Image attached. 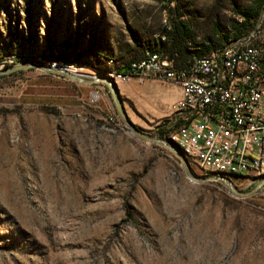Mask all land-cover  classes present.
<instances>
[{
    "label": "rangeland",
    "instance_id": "obj_1",
    "mask_svg": "<svg viewBox=\"0 0 264 264\" xmlns=\"http://www.w3.org/2000/svg\"><path fill=\"white\" fill-rule=\"evenodd\" d=\"M160 1L0 0V52L21 50L0 56V264H264V177L230 180L254 190L234 196L217 180L227 170L190 166L179 128L158 136L180 99L172 82L114 81L131 124L187 160L132 134L96 81L128 58L130 29L157 33ZM184 2L228 13L226 0Z\"/></svg>",
    "mask_w": 264,
    "mask_h": 264
},
{
    "label": "built area",
    "instance_id": "obj_2",
    "mask_svg": "<svg viewBox=\"0 0 264 264\" xmlns=\"http://www.w3.org/2000/svg\"><path fill=\"white\" fill-rule=\"evenodd\" d=\"M261 27L259 19L239 42L226 44L224 54L212 55L211 51L193 58L184 69L176 70L171 60L159 54L147 55L119 74L122 82L133 77L155 78L179 86L181 97L173 106L171 120L157 128L168 132V128L183 126V133L176 136H181L189 151L190 166H210L209 175H213V167H226L224 178L239 185H250L264 177H248V169L264 165ZM230 59H237V71H229ZM97 98L95 93L91 101Z\"/></svg>",
    "mask_w": 264,
    "mask_h": 264
},
{
    "label": "trees",
    "instance_id": "obj_3",
    "mask_svg": "<svg viewBox=\"0 0 264 264\" xmlns=\"http://www.w3.org/2000/svg\"><path fill=\"white\" fill-rule=\"evenodd\" d=\"M226 2L228 13L224 12V6L219 5H214L202 13L194 6L186 4L184 0H161L160 7L165 13V18L163 22L157 24V33L153 37L148 36L145 24L130 29L132 47L122 56L128 58L117 71L126 73L132 64L146 58L147 55L159 54L171 60L176 70L184 69L193 58L202 57L211 51L214 54L225 48L226 44L240 39L256 27L259 19H262L264 24V0ZM140 32L145 34V37L139 36ZM31 37L33 40V36ZM4 42L14 47L17 41L5 38ZM52 53L56 54L55 49ZM177 128L183 130V126ZM156 132L158 136L169 139L164 129L157 128ZM204 174L209 175L210 171L205 169ZM215 174L219 173H213L217 176Z\"/></svg>",
    "mask_w": 264,
    "mask_h": 264
},
{
    "label": "water",
    "instance_id": "obj_4",
    "mask_svg": "<svg viewBox=\"0 0 264 264\" xmlns=\"http://www.w3.org/2000/svg\"><path fill=\"white\" fill-rule=\"evenodd\" d=\"M24 66V64H18L16 66H14L13 68H20ZM26 66H31V65H26ZM36 67H39V68H43V67H40V66H36ZM47 70V69H46ZM96 81H101L103 82L111 97H112V100H113V103H114V106L119 114V117L122 119V121L124 122V124L128 127V129L130 130V132L134 135H136L137 137L141 138L142 140L148 142V143H152V144H156V145H159L171 152H174L175 154H177L178 156H180L182 159H184V155L182 153V151L180 150V148L175 144L173 143L172 141L169 142V141H166V140H163L161 138H158V137H154V136H148V135H145L143 133H141L139 130H137L132 124L131 122L127 119L124 111H123V107H122V103H121V100H120V96H119V91H118V88L116 86V83L113 81V80H110L108 78H100ZM185 173L193 180L195 181H207V180H213V179H216V178H202V177H198V176H194L190 170L188 168H185ZM217 180H221L223 181L225 187L234 195V196H237V197H244V196H248L249 194H251L254 190L250 191V192H247V193H241V192H238L234 186L231 184L230 180L227 179V178H221V179H217ZM263 182V181H262ZM262 182H260L258 185H260ZM257 185V186H258ZM256 186V187H257Z\"/></svg>",
    "mask_w": 264,
    "mask_h": 264
},
{
    "label": "bare ground",
    "instance_id": "obj_5",
    "mask_svg": "<svg viewBox=\"0 0 264 264\" xmlns=\"http://www.w3.org/2000/svg\"><path fill=\"white\" fill-rule=\"evenodd\" d=\"M240 41V39H238V40H235V41H232L230 44H235V43H237V42H239ZM224 50H226V47L225 48H223V49H221V50H219V51H217V52H215L214 54H212V55H222V54H224ZM17 51H18V53L17 54H15V55H9V54H7V51H3V52H1V54H0V56L1 57H4V58H8L9 59V62H14L16 59V56H18L20 53H21V50L20 49H17ZM8 61H6V62H1L0 61V64H5V63H7ZM133 65V64H132ZM109 66V65H108ZM52 67H57V68H60V67H62V68H68V65H65V64H60V63H58V62H54V66H52ZM75 67V66H74ZM105 69V68H104ZM238 70V61H237V59H230V62H229V71H237ZM103 73V72H102ZM122 72H119V71H110V70H107V72H106V74L108 75V77L110 76V78H112L113 79V81H115V82H120L121 81V79H120V76H119V74H121ZM169 129H175V128H168V131H169ZM176 129H177V126H176ZM166 134H167V132H166ZM174 135H176V133L174 134ZM173 135V136H174ZM170 141H172V140H170ZM173 142V141H172ZM173 143H175V142H173ZM176 144V143H175ZM177 145V144H176ZM178 146V145H177ZM179 147V146H178ZM181 151H182V153H183V155H184V158L187 160V157H186V154L184 153V151L182 150V149H180ZM187 162H189L188 160H187ZM195 169H196V167H195ZM220 169H222V170H226V167H220ZM250 169H254L255 171H254V177H257L259 174H264V165H258V166H252ZM224 177H227V176H224V175H220V178H224ZM248 177H249V169H248Z\"/></svg>",
    "mask_w": 264,
    "mask_h": 264
},
{
    "label": "crops",
    "instance_id": "obj_6",
    "mask_svg": "<svg viewBox=\"0 0 264 264\" xmlns=\"http://www.w3.org/2000/svg\"><path fill=\"white\" fill-rule=\"evenodd\" d=\"M177 86V85H176ZM178 88H175V93H176V97H175V99H179L180 97H181V89H180V87L179 86H177ZM174 99V100H175ZM183 132V131H182Z\"/></svg>",
    "mask_w": 264,
    "mask_h": 264
}]
</instances>
